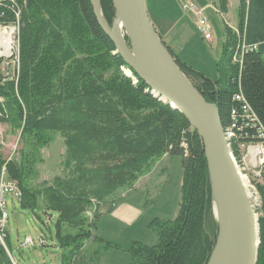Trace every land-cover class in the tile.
I'll list each match as a JSON object with an SVG mask.
<instances>
[{
  "label": "trees",
  "instance_id": "16d2710c",
  "mask_svg": "<svg viewBox=\"0 0 264 264\" xmlns=\"http://www.w3.org/2000/svg\"><path fill=\"white\" fill-rule=\"evenodd\" d=\"M67 2L75 4L82 28L73 35L82 32L81 39L93 41L91 53L102 55L107 68L85 57L86 48L79 50L72 36L68 37L69 22L59 18L73 14L64 6ZM100 6L111 25L113 1L100 0ZM215 7L225 14L228 1L215 0ZM147 11L149 15L148 7ZM245 14V0H239L236 31L224 28L225 39L215 62L217 78L180 62L162 43L201 97L217 107L222 126L228 123L230 110L238 107L234 94H241L264 129V58L256 49L241 54L238 48ZM14 20L13 10L0 4V24ZM17 44V69L11 76L0 69V125L19 132L20 147L10 158L0 152V182H15L22 210L37 218L39 212L48 217L55 214V247L61 252V264H73L89 241L99 243L95 255L120 249L92 235L97 212L91 218L85 213L120 188L132 186L163 156L173 155L180 157L182 169L177 214L171 220H151L148 227L158 242H132L126 249L129 264H207L218 228L201 139L181 113L154 98L142 81L132 83L124 70L133 72L98 25L90 0H27L18 19ZM107 69L110 76L104 80ZM54 133L64 145L60 172L39 180L38 165L44 161L41 151ZM257 191L256 264H264V178ZM2 235L0 264H13L4 228Z\"/></svg>",
  "mask_w": 264,
  "mask_h": 264
},
{
  "label": "rangeland",
  "instance_id": "374dc122",
  "mask_svg": "<svg viewBox=\"0 0 264 264\" xmlns=\"http://www.w3.org/2000/svg\"><path fill=\"white\" fill-rule=\"evenodd\" d=\"M176 1L177 0H175V2ZM183 1L185 2V4L190 3V0ZM206 1H208L207 4H211L212 7H209L203 13L210 24L211 36V45L209 44L208 40L206 41L205 45L215 49L214 52L211 51V56L212 60L216 62L220 56L222 44L225 39V25L229 26L231 30H234V28L236 29L237 23L239 22V0H228V11L225 14H221L217 10H215V0ZM249 1L250 0H245V22L248 17L247 15ZM64 6L68 7L69 10H73V14L71 15H66L65 13L64 15L62 14V16H59V18H62V20H66L65 23H67V21L69 22L68 26L66 27V32L70 33H68V37L71 38L72 36L73 40L76 43L74 41L73 42L75 43V45H77V48L79 50L80 48L83 50V47L84 50L86 48L85 57H88L92 59L93 62L96 61L100 66H104L105 68H107L108 62L102 55L96 57L91 53L94 47L93 41L90 44V42H87L86 39H81L80 34L82 32L77 35L78 39L76 35H73V33H76V30H82L78 15L75 12V4L67 2ZM69 28L71 29V32L68 31ZM125 40L128 43L127 38H125ZM255 49L256 51L260 52L264 58L263 42L258 44ZM204 62V68H210V64L207 63L208 61ZM17 67L18 63L14 57L0 63V69L5 75L11 76L14 70L17 69ZM105 71L106 72L103 75L104 80H106L107 77L110 76V69H107ZM208 73L212 76L213 79L218 77V72L216 71L215 66H211V72ZM18 135L19 132H12V130L7 125H0V152L4 157L10 158L14 154V151L20 147ZM41 152L44 161L42 164L38 165V179H51L60 172L61 156L64 152L62 137L58 133H54L52 142L47 147L43 148ZM154 165L150 169L140 174L137 180L134 182V184H136V182L144 174L152 170L150 182L146 180L141 181L139 189H137L138 191L133 194L134 199H138V197H141L142 204H144L142 208L141 222L143 219L151 220L153 218H159L162 220H171L175 218L181 199L182 169L180 164V157L178 155L168 156L164 159H161V161H157ZM134 184L132 186L120 188L119 190H117L111 198L114 201L116 200L114 203H120V201L122 200L120 199L122 198L120 195L124 192H127L128 189L134 186ZM127 199L129 200L133 198L131 196H128ZM106 208L111 209L110 204L105 205L104 209ZM211 209L212 216L218 228V223L213 214L214 211L212 207V199ZM256 209L257 208H255V211ZM4 212L6 214V220L4 222V225L1 223L2 225L0 226V232L2 235V229L4 228L8 237L9 249L12 253V260L14 261V263L61 264V252L57 247H55V214H53L51 217H48L42 212H39V217L37 218L30 211L22 210L20 208L18 198L13 196L11 193H6L4 195ZM94 212V207H92L88 209L86 213L92 214L93 216ZM86 213L85 216L89 217ZM256 213L258 214V212ZM110 223L111 222H104V220L100 219L98 222V226L92 229V235L102 237L105 240H109L107 242L111 241L110 243H114L121 247L120 252L117 253L119 256V260L115 259L116 261H114V264H129L130 256L126 249L130 247L132 242L138 241L146 245H155L158 242V237L155 235V233L145 225L142 226L138 223L139 225L137 224L134 227H130L127 229L126 227L117 225H114V227H112L110 226ZM26 236L33 238L34 243L32 245L24 244ZM40 237L44 238L43 245H41L39 242ZM98 244L89 241V246L86 249V253H90V251L92 250V246H98ZM104 254L103 258L106 257V255ZM109 258L110 259H108V257L105 259H101L99 263H97L98 261H92L88 263L75 264H113V255Z\"/></svg>",
  "mask_w": 264,
  "mask_h": 264
},
{
  "label": "water",
  "instance_id": "95a60500",
  "mask_svg": "<svg viewBox=\"0 0 264 264\" xmlns=\"http://www.w3.org/2000/svg\"><path fill=\"white\" fill-rule=\"evenodd\" d=\"M112 1L115 17L111 25L104 19L100 0H90V4L115 53L133 72L132 75L126 70V75L142 81L154 98L181 113L201 139L212 207L214 198L219 195L228 220V227L217 222L218 236L211 254L227 239L232 246V264H256L259 215L231 158L217 107L206 102L178 68L149 19L145 0Z\"/></svg>",
  "mask_w": 264,
  "mask_h": 264
},
{
  "label": "crops",
  "instance_id": "0c3cea01",
  "mask_svg": "<svg viewBox=\"0 0 264 264\" xmlns=\"http://www.w3.org/2000/svg\"><path fill=\"white\" fill-rule=\"evenodd\" d=\"M192 2H195V4H197V6H199L200 8H204V12L209 7H212L211 4H207L208 1L206 0H192ZM145 3L146 9L147 7L149 8V19L156 29L157 33L159 34L164 45L173 52L175 57H177L180 62L212 78V76L208 72H211V66H215V61L212 60L211 56V51L214 52L215 49L205 45L207 40H204L199 34L192 14L190 12L184 13L186 11H182L181 4H185V2L183 0H177L176 2L175 0H145ZM247 16L248 17L245 22L243 36L244 44L255 47H257V45L262 42L264 44V0H250ZM234 30L236 29L234 28ZM208 41L211 45L210 40ZM204 61H208L207 63L210 64V68H204ZM166 157L168 156H163L159 160L161 161V159H164ZM151 173L152 170L144 174L136 182V184H134L133 187L128 189L127 192L122 193L120 195L122 197L120 198L122 199L120 203L115 204L114 202L116 200L114 201L113 199L109 198L95 207V212H97L96 226H98L99 220L102 219L104 220V222H111L110 226L112 227H114V225H117L126 227L128 229L130 227H134L139 223L142 226L145 225L147 226V228H149L148 226L152 219H143L141 222L142 208L144 204H142L141 197H138V199H134L133 194L138 191L137 189H139L141 181L146 180L150 182ZM128 196H131L133 199L128 200ZM107 204H110L111 209H104V206ZM99 238L104 241H109L103 239L102 237ZM92 242L97 243L96 241ZM88 246L89 242L85 245L81 254L74 260L73 264L88 263L92 261H98L97 263H99L101 259H105L107 257L108 259H110L109 257L112 255L113 264L114 261L119 260V256L117 253L120 252L121 249H111L107 251L105 250L100 252L98 255H95V250L99 248V244L98 246H92V250L90 251V253H86V249ZM103 254L106 255V257L103 258Z\"/></svg>",
  "mask_w": 264,
  "mask_h": 264
},
{
  "label": "built area",
  "instance_id": "2783aa9c",
  "mask_svg": "<svg viewBox=\"0 0 264 264\" xmlns=\"http://www.w3.org/2000/svg\"><path fill=\"white\" fill-rule=\"evenodd\" d=\"M26 2L27 0H0V4H6L13 10L15 17L12 24H0V63L12 57L18 61V19L20 12L26 6ZM181 6L183 11L190 12L194 17L199 34L205 40H210V24L203 15L204 8H200L193 2L181 4ZM10 29L12 30L11 32ZM7 32L10 35L6 42L4 41V37L7 36ZM238 48L242 54L243 52L254 50L255 46L244 44L242 39ZM124 72L126 73V70ZM131 80L133 84L137 81L135 77H132ZM233 98L238 103V107L230 110L229 121L222 126L223 135L235 167L244 182L251 205L255 209L260 204L257 184H260L264 178V129L258 125L255 114L243 96L241 94H234ZM6 193H11L17 198L20 196L15 182L5 179L1 180L0 210L2 216L0 218V226L4 225L6 220L4 212V195ZM86 214L90 218L92 217V214ZM2 236L0 235V240H2ZM39 242L40 244L43 243L41 237L39 238ZM33 243L32 237H25V245H32Z\"/></svg>",
  "mask_w": 264,
  "mask_h": 264
},
{
  "label": "bare ground",
  "instance_id": "6f19581e",
  "mask_svg": "<svg viewBox=\"0 0 264 264\" xmlns=\"http://www.w3.org/2000/svg\"><path fill=\"white\" fill-rule=\"evenodd\" d=\"M119 24H121L120 21ZM11 31L12 30L10 29V32ZM120 32H121V28H120ZM9 35H10L9 32H7V36L4 37V41L6 42L8 41ZM213 211L216 221L228 227L227 215L224 209L223 202L219 195H217L214 198ZM208 264H232V246L230 240L224 239L221 242L220 247L215 248V250L211 254Z\"/></svg>",
  "mask_w": 264,
  "mask_h": 264
}]
</instances>
